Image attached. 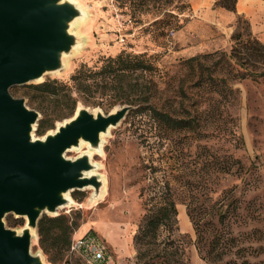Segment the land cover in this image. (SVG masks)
<instances>
[{
	"label": "rangeland",
	"instance_id": "1",
	"mask_svg": "<svg viewBox=\"0 0 264 264\" xmlns=\"http://www.w3.org/2000/svg\"><path fill=\"white\" fill-rule=\"evenodd\" d=\"M76 1L86 11L84 20L79 21L73 30L80 41V48L72 54L63 70L47 76L43 82L58 79L73 86L72 76L81 66L98 70L108 58H116L122 53L145 54L156 68L138 78L139 88L151 92L158 89V107L179 118L189 114L197 116L202 132L206 134V137L190 135L194 139L193 147L190 157H186L188 161L197 157V168L191 164L190 169L186 167V173L191 171L194 188L201 196L198 201L204 200L209 204L225 196L226 202L233 198L231 212L222 230L232 233L238 248H264V79H228L234 93L216 102L208 100L211 95L208 72L203 71L200 81V70L193 71L186 66V61L192 57L215 52L230 55L232 36L237 29L243 32L249 19L245 16L246 23L244 20L237 22L238 17L244 15L235 16L220 11L213 17L207 15L205 18L214 20L217 25L209 22L196 25L198 18L189 0ZM198 30L202 35H198ZM256 37L264 44V38ZM203 62L212 65L211 59H204ZM227 72L221 70L217 76L229 78ZM36 84L40 83L30 85ZM22 87L25 86L15 88ZM23 92L11 91L14 97L26 98L28 106L38 111L29 105ZM124 96L116 90H108L104 95H96L94 100L100 106H87L80 101L77 108L85 105L91 109L101 108L109 114L127 105L123 104ZM132 107L119 126L104 137L101 149L92 156L93 163L98 166V175L106 181L103 196L95 201L94 190L72 192L70 195L78 205L60 209L56 214L78 222L80 226L72 238L84 236L87 232L97 234L106 244L114 264L136 263L133 238L145 215L144 198L140 196L142 188L148 187L154 180H171L177 174L172 158L173 154H177L174 141L161 143V139L151 138L148 116H138L133 112L137 107ZM70 118L56 121L54 127H48L43 135H38L36 131V137H45ZM50 124L52 121L46 122V125ZM195 138L201 140L197 142ZM87 151L88 147L83 146L68 151L66 157L74 160ZM225 155H231L237 163L232 174L223 177L219 168L221 157ZM150 166L154 167L153 172ZM171 183L177 190L179 237L187 243L189 263L206 264L195 246L196 236L187 215L185 201L188 202V199L184 189L174 181ZM56 215L44 213L42 218ZM9 217L17 220L18 226H9L7 219L6 225L21 233L26 219L14 215ZM32 254L40 255L45 264H87L83 258L71 255L66 248L61 253L57 252L51 242L48 252H44L37 234L32 241ZM250 260L264 261V254Z\"/></svg>",
	"mask_w": 264,
	"mask_h": 264
},
{
	"label": "trees",
	"instance_id": "2",
	"mask_svg": "<svg viewBox=\"0 0 264 264\" xmlns=\"http://www.w3.org/2000/svg\"><path fill=\"white\" fill-rule=\"evenodd\" d=\"M237 3L238 0H218L215 7L237 14ZM242 20L247 22L243 16L238 17L237 22ZM232 40L230 55L225 52L220 54L215 52L192 57L186 61V66L191 70H200L198 77L200 81L203 79L201 76L203 71L208 72L207 83H210L211 90L208 100L220 102L234 93L228 85V79L234 81L264 79V44L254 35L250 23L245 24L243 32L237 29ZM204 59H211L212 65L208 66L203 62ZM155 68L145 54L122 53L116 58H108L98 70L81 66L72 76L73 86L53 79L36 85L13 88L11 91L15 93L24 90L29 105L34 106L45 116L39 122L38 135H43L48 127H54L56 121L72 117L80 101L87 106L98 107L100 104L94 100L98 93L104 95L108 90H116L119 95H125L123 104L137 107L133 112L138 116H148L151 125L148 130L150 137L161 139V143L174 141V148L177 147V154L172 156L177 166V174H174L171 180L180 184L188 199V202L185 201L187 215L193 224L195 246L201 260L206 264H264V261L250 260L251 257L258 258L263 255L264 248L259 247L255 250L252 247L238 248L237 240L232 233H225L222 230L231 212L233 198L226 202L227 196H225L209 204L204 200L198 201L201 200V196H198L194 188L191 171L186 173V167L190 169L191 164L197 168V157H193L192 161H188L186 157H190V150L193 147L194 139L190 138V135L206 137V134L202 132L197 116L189 114L185 118H179L163 107H158L156 103L158 89L151 92L139 88L141 85L138 83V78L151 73ZM224 69L228 71L229 78L225 75L217 76V73ZM134 80L136 84H133ZM182 92L185 94L183 89ZM49 120L52 124L46 125ZM184 133L186 135L182 136ZM195 140L198 142L201 139L195 138ZM183 142L184 146H182ZM186 144L188 146L185 152ZM236 163L231 155L221 157L220 174L223 177L232 174ZM150 169L153 172L154 167L150 166ZM171 180L165 182L154 180L152 184L141 190L140 196L144 198L145 215L133 238L137 252L135 264H190L186 255L187 243L179 237V199ZM7 222L9 226L14 227L19 223L12 217L7 218ZM79 226L77 221L71 222L65 215L45 216L38 224L40 247L47 253L51 242L57 252L61 253L66 248L70 253L72 236Z\"/></svg>",
	"mask_w": 264,
	"mask_h": 264
},
{
	"label": "water",
	"instance_id": "3",
	"mask_svg": "<svg viewBox=\"0 0 264 264\" xmlns=\"http://www.w3.org/2000/svg\"><path fill=\"white\" fill-rule=\"evenodd\" d=\"M85 16L70 0H0V264H45L32 254L42 215H56L72 192L91 188L97 201L106 189L88 151L74 160L66 153L81 148L82 141L98 152L102 135L118 127L132 105L109 114L80 105L70 119L40 138L35 132L41 113L11 93L64 69V55L70 58L80 48L71 25ZM10 215L26 219L21 233L6 225Z\"/></svg>",
	"mask_w": 264,
	"mask_h": 264
},
{
	"label": "crops",
	"instance_id": "4",
	"mask_svg": "<svg viewBox=\"0 0 264 264\" xmlns=\"http://www.w3.org/2000/svg\"><path fill=\"white\" fill-rule=\"evenodd\" d=\"M189 1L194 14L198 18V20L196 21V25H201L204 22H209L212 25L213 24L217 25V23L214 20L209 21L205 19L207 15L208 17L215 16L214 13L216 12L218 13L222 11L226 14L235 15L234 13L227 12L224 9L214 7L217 0H189ZM237 14L244 15V17L246 16L249 19L251 30L254 33V35L264 38V0H238ZM198 35H202V33L199 31Z\"/></svg>",
	"mask_w": 264,
	"mask_h": 264
},
{
	"label": "built area",
	"instance_id": "5",
	"mask_svg": "<svg viewBox=\"0 0 264 264\" xmlns=\"http://www.w3.org/2000/svg\"><path fill=\"white\" fill-rule=\"evenodd\" d=\"M70 254L77 255L87 264H114V259L108 255V248L96 234L87 233L81 237H73Z\"/></svg>",
	"mask_w": 264,
	"mask_h": 264
},
{
	"label": "bare ground",
	"instance_id": "6",
	"mask_svg": "<svg viewBox=\"0 0 264 264\" xmlns=\"http://www.w3.org/2000/svg\"><path fill=\"white\" fill-rule=\"evenodd\" d=\"M70 1H72V2H74L79 8H81L83 11H84V13H85V15H86V11H85V9H84V7L78 2V1H76V0H70ZM81 20H84V19H81ZM80 19L79 20H75L73 23H72V27L73 28H75L77 25H78V22L79 21H81ZM73 51H75V52H73ZM72 52L73 53H76L77 51L74 49ZM72 53V54H73ZM63 60H64V62L66 63H68V60H69V57H68V55H64V57H63ZM51 74H53V73H50V72H48V73H46V74H44L42 77H41V79H39L38 81L40 82V81H43L44 80V78H46L47 76H49V75H51ZM104 138V135H102V139ZM81 146L83 147V146H87L89 149H88V157H89V159L92 161V156H93V152L94 151H91L90 150V147H89V143H87V142H84V141H82V143H81ZM93 162V161H92ZM93 173H94V171H93ZM88 189H91V188H88ZM87 189V190H88ZM66 198H67V200H68V204L66 205V206H64V208H66V207H72V205H78L77 203H75L74 201H73V199L71 198V196L68 194V195H66ZM63 207H61V209H62Z\"/></svg>",
	"mask_w": 264,
	"mask_h": 264
}]
</instances>
